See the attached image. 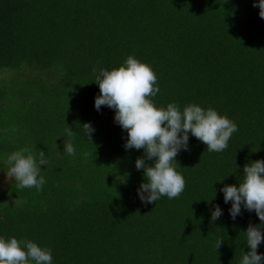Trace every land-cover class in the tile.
<instances>
[{"label":"trees","instance_id":"1","mask_svg":"<svg viewBox=\"0 0 264 264\" xmlns=\"http://www.w3.org/2000/svg\"><path fill=\"white\" fill-rule=\"evenodd\" d=\"M258 2L0 0V178L15 151L47 159L42 190L19 189L14 178L0 189V237L50 248L52 264H240L244 232L262 222L243 206L233 220L220 189L238 187L244 166L264 160ZM128 56L155 72L157 107H211L237 125L222 152L189 134L173 162L185 180L178 198L140 200L144 170L135 162L144 150H125L115 110L95 109L93 67L110 71ZM68 141L75 156L64 152Z\"/></svg>","mask_w":264,"mask_h":264},{"label":"clouds","instance_id":"2","mask_svg":"<svg viewBox=\"0 0 264 264\" xmlns=\"http://www.w3.org/2000/svg\"><path fill=\"white\" fill-rule=\"evenodd\" d=\"M253 7L259 8V17L264 19V0L254 3ZM92 71L100 90L95 109L99 112L101 106H107L115 110L114 122L127 132L125 150H144V155L135 162L137 170H144L145 182L137 190L142 202L153 203L163 196L175 199L182 194L185 180L173 162H177L175 158L181 150H188L189 134L205 144L208 151L222 152L232 134L238 131L233 121L211 107L204 109L189 104L182 111L176 103L157 107L152 100L160 91L157 76L148 64L134 56H128L122 66L110 71L98 66ZM82 128L92 143L95 129L90 123H84ZM65 134L70 138L75 136L69 126ZM64 152L75 156L70 141L64 142ZM147 161H152V165ZM6 163L9 165L6 175L9 180L15 179L19 189L42 190L46 179L40 174V166L47 165L43 151H39L37 158L29 149H21L11 153ZM220 191L226 204L231 201L229 212L233 220L241 214L243 206L248 212L254 211L262 222L255 226L249 223L244 232L249 251L242 254L240 264H264V254L257 252L264 242V160L246 164L239 186L225 185ZM221 215V208L215 206L211 221L214 223ZM222 243L217 242V249ZM52 261L50 248H42L31 240L0 237V264H52Z\"/></svg>","mask_w":264,"mask_h":264},{"label":"rangeland","instance_id":"3","mask_svg":"<svg viewBox=\"0 0 264 264\" xmlns=\"http://www.w3.org/2000/svg\"><path fill=\"white\" fill-rule=\"evenodd\" d=\"M9 179L7 177L6 174H4L1 178H0V189L5 188L7 186V184L9 183Z\"/></svg>","mask_w":264,"mask_h":264}]
</instances>
